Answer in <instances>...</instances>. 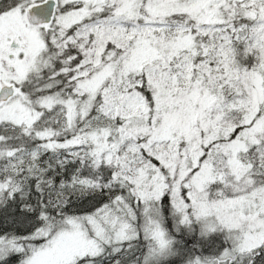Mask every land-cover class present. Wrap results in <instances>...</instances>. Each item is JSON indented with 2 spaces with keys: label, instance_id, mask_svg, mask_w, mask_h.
<instances>
[{
  "label": "snow or ice",
  "instance_id": "1",
  "mask_svg": "<svg viewBox=\"0 0 264 264\" xmlns=\"http://www.w3.org/2000/svg\"><path fill=\"white\" fill-rule=\"evenodd\" d=\"M0 264H264V0H0Z\"/></svg>",
  "mask_w": 264,
  "mask_h": 264
}]
</instances>
